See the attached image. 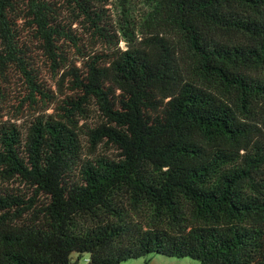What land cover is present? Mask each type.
I'll use <instances>...</instances> for the list:
<instances>
[{
  "label": "trees",
  "instance_id": "1",
  "mask_svg": "<svg viewBox=\"0 0 264 264\" xmlns=\"http://www.w3.org/2000/svg\"><path fill=\"white\" fill-rule=\"evenodd\" d=\"M74 254L264 264V0H0V264Z\"/></svg>",
  "mask_w": 264,
  "mask_h": 264
},
{
  "label": "rangeland",
  "instance_id": "2",
  "mask_svg": "<svg viewBox=\"0 0 264 264\" xmlns=\"http://www.w3.org/2000/svg\"><path fill=\"white\" fill-rule=\"evenodd\" d=\"M131 14L133 18H138L143 13L144 5L136 2L133 4ZM87 255H83L81 258H77V255H72L73 264H87ZM199 264V262L191 260L189 258L177 259V258H167L159 255H150L137 260L126 261L122 264Z\"/></svg>",
  "mask_w": 264,
  "mask_h": 264
},
{
  "label": "built area",
  "instance_id": "3",
  "mask_svg": "<svg viewBox=\"0 0 264 264\" xmlns=\"http://www.w3.org/2000/svg\"><path fill=\"white\" fill-rule=\"evenodd\" d=\"M87 262H88V259H87Z\"/></svg>",
  "mask_w": 264,
  "mask_h": 264
},
{
  "label": "water",
  "instance_id": "4",
  "mask_svg": "<svg viewBox=\"0 0 264 264\" xmlns=\"http://www.w3.org/2000/svg\"><path fill=\"white\" fill-rule=\"evenodd\" d=\"M77 264V263H76Z\"/></svg>",
  "mask_w": 264,
  "mask_h": 264
}]
</instances>
